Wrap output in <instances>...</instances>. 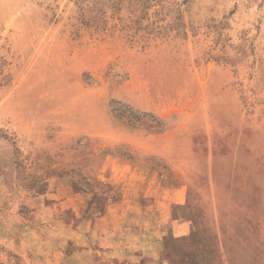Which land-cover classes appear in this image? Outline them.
Masks as SVG:
<instances>
[{"label":"rangeland","instance_id":"1","mask_svg":"<svg viewBox=\"0 0 264 264\" xmlns=\"http://www.w3.org/2000/svg\"><path fill=\"white\" fill-rule=\"evenodd\" d=\"M124 185L168 264H264V0H0V264Z\"/></svg>","mask_w":264,"mask_h":264},{"label":"crops","instance_id":"2","mask_svg":"<svg viewBox=\"0 0 264 264\" xmlns=\"http://www.w3.org/2000/svg\"><path fill=\"white\" fill-rule=\"evenodd\" d=\"M114 164L100 169L105 174L98 175L110 181L109 173L120 171ZM123 187L121 196L109 199L96 216L65 224L73 248L68 264H168L151 213L134 197L133 188Z\"/></svg>","mask_w":264,"mask_h":264}]
</instances>
